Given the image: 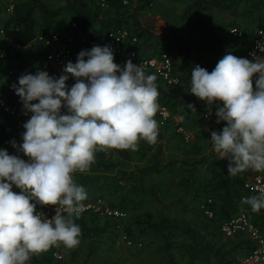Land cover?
Segmentation results:
<instances>
[{
	"label": "trees",
	"instance_id": "1",
	"mask_svg": "<svg viewBox=\"0 0 264 264\" xmlns=\"http://www.w3.org/2000/svg\"><path fill=\"white\" fill-rule=\"evenodd\" d=\"M183 1L186 8L173 17L171 30L161 34L145 28L141 20L152 10L153 0H131L128 5L123 0H109L107 8H101L94 0H66L61 9L51 8L42 0H22L9 16L5 5L0 2V31L4 30V43L13 42L22 47L21 50L6 47L5 62L1 66L2 95L10 102H20L11 85L18 82L19 76L39 66L48 52V48L37 40L38 35L61 32V46H65L67 33L62 29L68 25L66 30H69L73 22L77 23L89 40L75 44L77 57L81 50L97 44L104 46L110 33L129 31L134 27L133 35L137 41L127 40L122 52L115 54L114 62L123 66L131 59L137 64L167 53L173 63L174 76L179 78L178 84L167 85L155 71H144L157 76L158 103L167 107L172 115H180L188 129L195 131L202 124L206 107L204 101L190 94L191 70L199 65L211 72L227 52L249 59L250 42L258 29H264V0ZM227 14L239 15L243 22ZM234 28L242 30L244 37H233L230 31ZM28 47L35 50L30 62L25 59ZM253 86L255 88V83ZM218 103L222 106V102ZM188 105L196 111L189 109ZM214 107L216 111V105ZM154 118L159 125L154 145L141 140L136 151L111 149L97 152L95 163L89 170L74 174L75 182L88 193L86 201L99 195L112 207L130 214L125 225L126 234L132 239L147 235L155 237L157 252L165 264H184L177 259V252L183 250L189 252V264H241L250 250V242L244 235L226 238L220 225L239 212L243 183L250 177L228 174L225 161L206 154L211 142L207 144V136L202 134H195L191 144H186L179 136L177 151L165 154L164 140L172 135L174 120L163 126L157 115ZM23 131L16 127L9 115L0 113V148L13 152L15 149L9 141L15 139L21 143ZM211 131L216 130L212 127ZM154 176L162 178L156 186L149 183ZM166 176L172 180L168 190L164 189ZM14 189L17 188L13 186ZM168 197L172 199L170 202H167ZM210 198L215 212L213 219H208L200 208ZM152 200L169 213L161 216L150 212L147 205ZM248 209L252 217H261L260 211L253 212L250 206ZM76 223L81 227L80 237L89 240L88 263L100 251L103 242L99 241L104 235H120L118 220L101 219L86 213ZM113 244L115 242H111L108 250L113 249ZM54 253L51 247L34 255L28 264H61L62 260L57 261Z\"/></svg>",
	"mask_w": 264,
	"mask_h": 264
},
{
	"label": "clouds",
	"instance_id": "2",
	"mask_svg": "<svg viewBox=\"0 0 264 264\" xmlns=\"http://www.w3.org/2000/svg\"><path fill=\"white\" fill-rule=\"evenodd\" d=\"M250 56L227 52L211 72L199 65L191 70L190 94L215 104L216 123L226 122L211 131L210 142L219 160L229 161L231 176L264 172V41ZM114 58L111 46L97 44L81 50L58 77L26 72L11 85L30 118L21 143L9 141L18 154L0 148V264H28L59 244L77 247L76 220L87 210L88 193L74 174L89 170L97 152L157 142V76L131 59L121 66ZM244 202L253 212L264 209V187ZM38 205L54 206L55 215L48 218Z\"/></svg>",
	"mask_w": 264,
	"mask_h": 264
},
{
	"label": "built area",
	"instance_id": "3",
	"mask_svg": "<svg viewBox=\"0 0 264 264\" xmlns=\"http://www.w3.org/2000/svg\"><path fill=\"white\" fill-rule=\"evenodd\" d=\"M97 5L101 8H107L109 5V0H94ZM125 5L130 4L131 0H123ZM15 5L12 6V9L9 10L12 13V10ZM264 15V12H263ZM71 32L65 34V42L67 45L61 46V41L63 33L55 32L52 34H40L37 37V40L43 43L48 52L43 60V62L35 67L31 72L35 74L38 70H46L50 75L60 76L63 74V67L67 62L76 61V46L75 44L80 41L81 43L88 42V36L84 30H82L77 23L71 24ZM231 34L235 38H243L244 32L238 28H234L231 31ZM4 30L0 31V69L5 61L6 57V47H10L14 50H21L22 47L13 42L4 43ZM132 40L133 42L137 41V38L134 37L127 29L118 30L112 32L108 35L104 42V46L109 45L113 48L115 54H120L123 50L124 44L127 40ZM258 41H264V29H258L257 34L250 42L247 55L251 59L250 53L256 50V44ZM143 70H153L157 75L162 78L167 85H176L179 83V78L174 76L173 73V63L171 57L164 53L160 58H146L143 61L137 63ZM11 74V72H10ZM75 81L70 79L67 83L71 86ZM3 83L0 79V113L9 115L14 124L18 129H23V123L29 119V116L23 114V106L21 102H10L3 95ZM159 117L160 124L166 125L167 122L171 119L175 120V129L176 133L184 140L186 144H191L194 135L186 127L184 121L179 116H174L170 110L159 104V110L156 114ZM208 118V117H207ZM209 119V118H208ZM26 159V157H23ZM264 187V173L254 174L249 179L245 180L242 187V194L240 197L241 208L237 214L230 217L229 219L223 221L220 225L221 233L226 238H235L239 235H244L250 242V250L244 255L241 260V264H264V209H261V217L256 219L249 214V205L244 202V198L256 195L258 189ZM14 192H19V189H14ZM87 206V210L83 213H92L100 218L104 219H114V220H125L128 217V213L121 209L111 208L106 205L105 201L101 198L97 199L94 202H84ZM213 199H208L201 204L200 208L203 210L205 216L208 219H213L215 212L212 209ZM37 211H41L51 218L55 215L54 206H37ZM123 240L129 245L132 244L131 238L124 234ZM55 257L59 260H62V255L55 254Z\"/></svg>",
	"mask_w": 264,
	"mask_h": 264
},
{
	"label": "rangeland",
	"instance_id": "4",
	"mask_svg": "<svg viewBox=\"0 0 264 264\" xmlns=\"http://www.w3.org/2000/svg\"><path fill=\"white\" fill-rule=\"evenodd\" d=\"M22 0H0L5 5L6 13L9 16L11 13L9 10L12 9L13 5H16L18 2ZM45 3H47L51 8L54 9H61L66 2V0H42ZM186 8V2L183 0H153V6L152 10L149 11V13H146L144 16L141 17L142 24L145 28L152 31L155 34H161L164 32H169L171 30V22L173 21V17L175 15H178L181 11H183ZM63 16V15H62ZM227 16H230L234 19H236L239 22L241 21V17L236 14H227ZM68 28V25L62 31L64 33H70V29L66 30ZM129 32L131 34H134V27H131L129 29ZM33 56H35V50L33 47H28L25 50V59L27 62H30L33 60ZM5 62V61H4ZM3 62V64H4ZM0 79L2 83L4 82L2 72L0 69ZM24 130V129H19ZM165 146L163 148L165 154L171 153L170 147L172 148V145L176 144V141H179V135L176 133L172 134L171 137L166 138L165 140ZM168 151V152H167ZM212 154L211 156L219 160L218 155L214 152L212 148V144L208 146L206 150V154ZM9 154H18L16 153V150ZM23 158V154H19ZM222 161H225L224 165L228 169V163L229 161L227 159H223ZM261 173L254 170H248L244 173H241L237 176L241 178H246L247 176L252 177L254 174ZM263 173V172H262ZM235 176V177H237ZM161 177L154 176L150 180V184H153V186H156V183L161 181ZM165 180L167 184L164 186V189L168 190L170 188V183L172 182L171 178L169 176L165 177ZM173 188V187H172ZM174 195L176 196L177 193L174 192ZM103 199L107 206L112 207L108 201L101 197V196H91L88 201L85 202H94L97 199ZM172 200L170 197L167 198V202H170ZM118 209V208H117ZM147 209L152 212L155 215H166L169 213L168 210L162 207L158 202L156 201H150L147 205ZM130 214H128V217L125 220H119L118 222V228L120 229V235L117 236V234H114L113 236L106 234L102 238H104L103 242L100 245V251L96 253V257H94L93 260H91L89 263L87 260V253H88V247H89V240L83 239L80 237V244L72 249L66 248L63 246V244H59L57 246H53L54 249V257L55 254L62 255V263L61 264H165L163 263L162 256L157 252L156 247V238L147 235V236H140L137 238H134L132 240V244L129 245L123 240L125 232V225L126 222L129 220ZM104 219V218H101ZM127 235V234H126ZM182 240V238H181ZM111 242H115L113 244V249H109V246L111 245ZM225 244L226 242H221V244ZM107 250V251H106ZM179 250V249H178ZM75 254V256H74ZM56 258V257H55ZM57 261L59 260L56 258ZM177 259L182 261L184 264H189V252L183 250L180 252H177ZM188 260V262L186 261Z\"/></svg>",
	"mask_w": 264,
	"mask_h": 264
},
{
	"label": "crops",
	"instance_id": "5",
	"mask_svg": "<svg viewBox=\"0 0 264 264\" xmlns=\"http://www.w3.org/2000/svg\"><path fill=\"white\" fill-rule=\"evenodd\" d=\"M204 106L206 107V111L204 112V117H203V120H202V124L200 125V126H197L196 128V130L195 131H192V130H190L191 132H192V134L194 135V138H195V134L197 135V134H202V135H205V136H207V138H206V140H207V144L209 143V141H210V139H211V128L212 127H214L215 128V130L216 131H220V129H222L223 128V126H225V124H224V122H221L220 124H217L216 123V116H215V104L214 105H207L206 104V102H204ZM209 112H211L212 113V115H209ZM175 117L176 116H179V117H181L180 115H174ZM209 119H208V118ZM182 118V117H181ZM183 119V118H182ZM174 120V119H173ZM183 121H184V119H183ZM175 120H174V128H173V133L172 134H174L175 133ZM184 124H185V121H184ZM222 125V126H221ZM186 127H187V125H186ZM188 128V127H187ZM172 135H170L169 137H171ZM177 141H176V144L175 145H172V148L170 147V152L172 153V154H174L176 151H177V149H176V146H177ZM176 150V151H175ZM168 152V151H167ZM167 154H170L169 152L167 153ZM262 173V172H261ZM264 173V172H263ZM235 177V176H234ZM237 177H239V176H237Z\"/></svg>",
	"mask_w": 264,
	"mask_h": 264
}]
</instances>
